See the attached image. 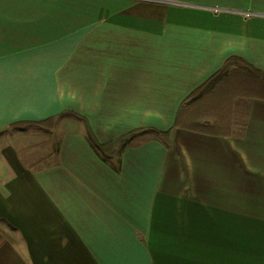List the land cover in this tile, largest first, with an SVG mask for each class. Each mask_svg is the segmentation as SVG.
<instances>
[{
  "label": "crops",
  "instance_id": "1",
  "mask_svg": "<svg viewBox=\"0 0 264 264\" xmlns=\"http://www.w3.org/2000/svg\"><path fill=\"white\" fill-rule=\"evenodd\" d=\"M245 63L264 72V0H0V264H264ZM226 91L232 121L211 111ZM86 122L101 143L140 131L106 156ZM148 130L170 145L134 142Z\"/></svg>",
  "mask_w": 264,
  "mask_h": 264
},
{
  "label": "trees",
  "instance_id": "2",
  "mask_svg": "<svg viewBox=\"0 0 264 264\" xmlns=\"http://www.w3.org/2000/svg\"><path fill=\"white\" fill-rule=\"evenodd\" d=\"M246 64V67H247V70H248V73L249 74H252V75H262L264 76V72L260 71L258 68H256L255 66L249 64V63H245ZM205 87V85H203L202 87L198 88L197 90H195L189 97V99H192L193 101H197L199 100V96L201 95L202 91H203V88ZM230 92L226 91L224 92V94L222 96H224L225 98L226 97H230L231 94H229ZM221 97V96H220ZM220 97H219V100H220ZM216 100V99H215ZM214 100L213 104H212V108H214V106L216 105V101ZM202 110H203V114H204V106H201L200 107ZM200 113H198V116ZM224 115H227L225 116V118H230L231 121H232V117H236L237 116V113L235 112L234 113H231V114H228L227 111L225 114L222 115V117H224ZM212 116V115H211ZM213 117V116H212ZM57 120V117H52L50 119H46L44 121H37V122H34V124L38 125V126H42V127H50L52 124H54V122ZM215 125H217L218 121L215 120ZM180 122H179V117L176 121V126H180ZM86 125H87V137H88V140L90 141V143L92 144V146L98 150L100 153H102L103 155H106V156H109V155H114L116 154L120 149L124 148L125 146H127L132 137L134 136V134H136L138 131H140V129H136V130H132L108 143H101L98 141L97 137L95 136L92 128L90 127V125L88 124V122H86ZM154 132L158 133L164 140H165V143L167 145H170V132L171 130H167V131H160V130H153Z\"/></svg>",
  "mask_w": 264,
  "mask_h": 264
},
{
  "label": "rangeland",
  "instance_id": "3",
  "mask_svg": "<svg viewBox=\"0 0 264 264\" xmlns=\"http://www.w3.org/2000/svg\"><path fill=\"white\" fill-rule=\"evenodd\" d=\"M229 71H225V73H227ZM248 85V84H247ZM245 87H241L240 91L242 92L241 94L242 95H245V96H255V95H261V96H264V91L260 88H255V87H248L247 89H244ZM246 92H245V91ZM215 100V99H214ZM236 99L235 98H231V97H224V96H221L220 97V100H219V97L216 98V105L214 106V108L211 107V111H212V114L214 116H219L221 115L224 111H227V109L229 110L230 107H232L233 105V101H235ZM202 102V101H200ZM200 102L197 101V104L194 103V108L196 109L195 111H199L200 109ZM199 108V109H198ZM208 110V109H207ZM189 111L188 110H183V113H182V120H185L186 122L187 121V118H186V115H188ZM191 112V110H190ZM204 112H206V110H204ZM217 112V113H216ZM198 115V114H197ZM227 116V115H224V117ZM63 119H65V122H64V126L62 128V130H69L71 128H74V126L72 125V121L70 120H75V117L71 114H66L64 115ZM189 123V122H188ZM190 125H199L200 123L196 120L194 121H190L189 123ZM61 132V131H60ZM157 135L155 134V132L153 131H144V132H140L138 134V136L135 138L134 142H141V141H144V140H148L150 138H153V137H156Z\"/></svg>",
  "mask_w": 264,
  "mask_h": 264
}]
</instances>
